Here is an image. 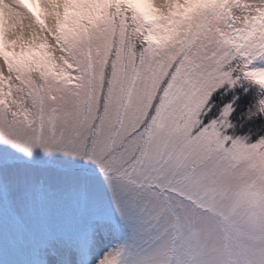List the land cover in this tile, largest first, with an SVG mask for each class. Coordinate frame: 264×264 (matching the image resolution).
Wrapping results in <instances>:
<instances>
[{
    "label": "snow or ice",
    "instance_id": "6c2138e0",
    "mask_svg": "<svg viewBox=\"0 0 264 264\" xmlns=\"http://www.w3.org/2000/svg\"><path fill=\"white\" fill-rule=\"evenodd\" d=\"M0 264H264V0H0Z\"/></svg>",
    "mask_w": 264,
    "mask_h": 264
}]
</instances>
